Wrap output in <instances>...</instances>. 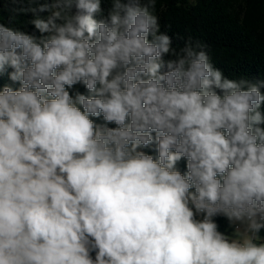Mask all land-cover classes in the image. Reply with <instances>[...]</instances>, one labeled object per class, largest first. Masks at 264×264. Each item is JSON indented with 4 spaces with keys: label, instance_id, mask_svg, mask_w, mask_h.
Listing matches in <instances>:
<instances>
[{
    "label": "clouds",
    "instance_id": "clouds-1",
    "mask_svg": "<svg viewBox=\"0 0 264 264\" xmlns=\"http://www.w3.org/2000/svg\"><path fill=\"white\" fill-rule=\"evenodd\" d=\"M2 4L0 264H264V79L161 0Z\"/></svg>",
    "mask_w": 264,
    "mask_h": 264
},
{
    "label": "trees",
    "instance_id": "trees-1",
    "mask_svg": "<svg viewBox=\"0 0 264 264\" xmlns=\"http://www.w3.org/2000/svg\"><path fill=\"white\" fill-rule=\"evenodd\" d=\"M157 5L161 31L183 47L189 39L207 45L215 67L231 79H264V0H161ZM8 22L11 5H3ZM21 16L17 26L25 22ZM220 230L227 222L219 219ZM230 231V229H227Z\"/></svg>",
    "mask_w": 264,
    "mask_h": 264
}]
</instances>
